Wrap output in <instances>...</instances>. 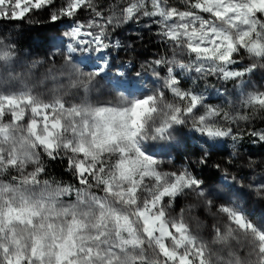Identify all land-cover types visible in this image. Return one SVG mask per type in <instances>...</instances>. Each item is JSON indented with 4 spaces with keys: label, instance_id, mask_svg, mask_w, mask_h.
Segmentation results:
<instances>
[{
    "label": "snow or ice",
    "instance_id": "obj_1",
    "mask_svg": "<svg viewBox=\"0 0 264 264\" xmlns=\"http://www.w3.org/2000/svg\"><path fill=\"white\" fill-rule=\"evenodd\" d=\"M40 13L66 27L47 95L5 86L20 58L0 41V264H264L238 203H264V176L232 174L264 171L241 154L264 148V0H0V20ZM129 22L166 49L135 75L111 56ZM57 160L75 183L46 178Z\"/></svg>",
    "mask_w": 264,
    "mask_h": 264
},
{
    "label": "rangeland",
    "instance_id": "obj_2",
    "mask_svg": "<svg viewBox=\"0 0 264 264\" xmlns=\"http://www.w3.org/2000/svg\"><path fill=\"white\" fill-rule=\"evenodd\" d=\"M96 2L106 5L114 2V0H96ZM83 18H89L88 14L85 13ZM32 21V23H29L27 20L23 22L0 20V41L15 44L20 58V62L14 66L16 79L6 83L5 86L10 89H19L27 83L37 91L47 95L49 89L56 85V81L47 78L49 70H52V74L58 75L57 70L63 63L57 37L66 30V27L64 24H52L46 19L45 13L32 15ZM110 35L113 41L119 40L124 45L123 49L112 50L111 56L114 58L115 64L117 66L125 65L124 69H114V71H131L135 75L136 72L142 71V65L146 66L151 60L166 53V49L154 35V29L149 31L143 23L129 22L123 24L113 29ZM33 61H42L43 63L36 68H32ZM87 70L89 69H85V71ZM40 81H43V83H40ZM211 82L217 83L215 80ZM145 83L150 86V79L146 80ZM217 87H220L219 84H217ZM229 90L231 91V89ZM103 91L104 89L101 88L100 92L94 93L93 96L98 97L100 101L111 99V97L102 95ZM220 92L227 96L223 88L220 89ZM210 99L213 102H219V97L215 94ZM253 124L256 127L264 128V122L259 119L253 121ZM242 143L244 146L245 142ZM192 144L195 145V141H192ZM250 146L252 147L241 148V154L245 158L251 156L254 160H260L261 156L264 155V148L253 143H250ZM228 151H231V141L223 146L221 153L215 159H227L224 153ZM192 158L195 159V157ZM164 159L168 158L165 157ZM187 160L188 157L185 156L183 161L173 159V163L178 167L181 162L186 163ZM238 169H242L244 173L249 174L245 183L259 180L261 176H264V171L249 169L244 160L239 161L236 168L232 170V174L238 175ZM238 203L255 221L258 223L264 222V203L258 202L254 195L247 194V190H245L241 193Z\"/></svg>",
    "mask_w": 264,
    "mask_h": 264
},
{
    "label": "trees",
    "instance_id": "obj_3",
    "mask_svg": "<svg viewBox=\"0 0 264 264\" xmlns=\"http://www.w3.org/2000/svg\"><path fill=\"white\" fill-rule=\"evenodd\" d=\"M23 47V46H22ZM250 142H245L244 148H251ZM48 176L46 178H55L56 180L62 181L64 183H75V178L67 172L66 165L57 160V161H48L47 162ZM199 215V213H197Z\"/></svg>",
    "mask_w": 264,
    "mask_h": 264
},
{
    "label": "clouds",
    "instance_id": "obj_4",
    "mask_svg": "<svg viewBox=\"0 0 264 264\" xmlns=\"http://www.w3.org/2000/svg\"><path fill=\"white\" fill-rule=\"evenodd\" d=\"M156 151H162V149H160L159 147H157Z\"/></svg>",
    "mask_w": 264,
    "mask_h": 264
}]
</instances>
